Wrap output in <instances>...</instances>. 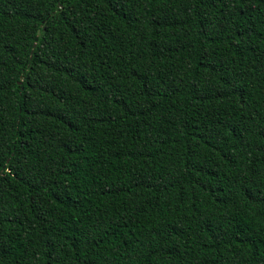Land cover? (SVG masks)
<instances>
[{
    "label": "trees",
    "instance_id": "trees-1",
    "mask_svg": "<svg viewBox=\"0 0 264 264\" xmlns=\"http://www.w3.org/2000/svg\"><path fill=\"white\" fill-rule=\"evenodd\" d=\"M0 264H264V0H0Z\"/></svg>",
    "mask_w": 264,
    "mask_h": 264
},
{
    "label": "water",
    "instance_id": "water-1",
    "mask_svg": "<svg viewBox=\"0 0 264 264\" xmlns=\"http://www.w3.org/2000/svg\"><path fill=\"white\" fill-rule=\"evenodd\" d=\"M38 40H39V37L36 38V41H37V42H38ZM34 47H36V44L34 45Z\"/></svg>",
    "mask_w": 264,
    "mask_h": 264
}]
</instances>
